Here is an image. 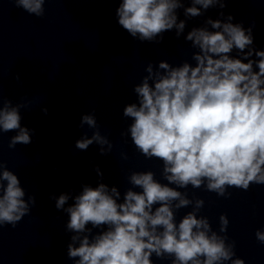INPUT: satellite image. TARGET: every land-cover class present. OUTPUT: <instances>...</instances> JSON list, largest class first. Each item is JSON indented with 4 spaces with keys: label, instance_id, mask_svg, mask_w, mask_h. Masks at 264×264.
<instances>
[{
    "label": "clouds",
    "instance_id": "1",
    "mask_svg": "<svg viewBox=\"0 0 264 264\" xmlns=\"http://www.w3.org/2000/svg\"><path fill=\"white\" fill-rule=\"evenodd\" d=\"M229 2L119 0L117 23L134 40L159 44L174 30L195 49L194 63L148 62L147 74L132 89L136 101L122 112L131 122L121 137H129L145 159L162 162L166 183L151 170L132 171L127 177L132 187L120 202L121 191L104 183L96 166L95 186L50 196L68 217L66 255L73 264H154L153 255L170 264H245L236 256L235 241L229 242L227 214L219 216V232L213 230L208 217L198 215L205 201L186 191L190 185L227 199L230 188L264 185V49L254 44L255 21L246 28L225 15ZM14 3L44 15L45 0ZM210 8L221 10L219 18L208 16L185 33L188 21L205 17ZM25 107L0 94V132L16 133L9 148L32 143L35 130L22 125ZM85 125L94 131L90 137L83 133L75 148L86 151L95 144L100 155L110 153L113 144L101 134L94 112L82 115L79 126ZM26 195L18 175L0 160V228H15L30 214L36 197ZM189 206L192 210L177 220L179 210ZM255 237L264 244V230L257 229Z\"/></svg>",
    "mask_w": 264,
    "mask_h": 264
}]
</instances>
